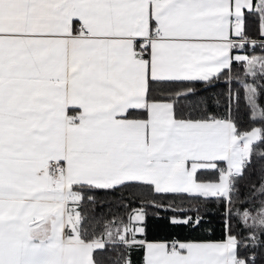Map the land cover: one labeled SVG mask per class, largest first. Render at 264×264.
<instances>
[{
	"label": "snow or ice",
	"instance_id": "6c2138e0",
	"mask_svg": "<svg viewBox=\"0 0 264 264\" xmlns=\"http://www.w3.org/2000/svg\"><path fill=\"white\" fill-rule=\"evenodd\" d=\"M261 81L264 0H0V264H103L110 249L122 264H257L264 178L238 181L254 158L264 177V124L235 114L242 91L264 122ZM98 191L130 211L101 223ZM208 201L223 239L148 238L211 233ZM150 207L173 215L149 224Z\"/></svg>",
	"mask_w": 264,
	"mask_h": 264
},
{
	"label": "trees",
	"instance_id": "16d2710c",
	"mask_svg": "<svg viewBox=\"0 0 264 264\" xmlns=\"http://www.w3.org/2000/svg\"><path fill=\"white\" fill-rule=\"evenodd\" d=\"M250 51V49H249ZM256 53H260V49H256ZM233 75H240L242 76V69L240 68L239 65H234L233 66ZM264 83V81H261ZM190 87H194L198 90L203 89V85L200 83H196L194 85H189ZM225 85L221 84L218 85L215 89H210L209 91L212 92H218L222 91L225 89ZM232 87L239 88L238 84L233 83ZM201 94H205L201 92ZM259 103L262 107H264V90H261V94L259 97ZM236 115V121L238 128L240 130H249L251 127L254 126H262L264 122L262 121H255L253 122L250 119V113L245 107L243 103V92L241 91V103L238 112L235 114ZM261 162L255 161L252 165H250L246 171L245 174L242 178L239 179L238 184L241 188V192L247 191V187L250 186L253 183H257L260 179L264 178L261 176L260 172L258 171V164ZM211 172H201L200 175L204 179H208L210 176ZM209 174V175H208ZM118 191H123V190H118ZM148 190L145 189L144 193L145 196L144 198H148L147 196ZM126 194V193H125ZM95 197L97 198V203L95 205H87V210L91 213V215L95 216L98 218L101 223L107 219H119L121 216L125 215L130 211L129 208L127 207H118L120 204H128V200H121L116 192H105V191H98L94 193ZM139 195V194H138ZM153 198L156 199L157 201H163L165 204H168L169 202H174L176 206H179L180 201L172 196H156L153 194ZM239 203H237L236 207H239ZM132 207L135 208L137 207V204L133 203ZM207 207L211 210L210 213L205 217L206 219L211 220L210 225H206V227L212 228L211 233H204L201 232L199 229L196 232H189L188 229H182V228H175V229H166L164 231H161L157 228H152L150 229L148 233V238L149 239H154V238H160V236L165 235V232L171 233L173 237L177 238H195V239H211V240H221L224 238V233L222 230L221 226V220L222 216L221 213L223 212V205L222 204H217L216 201H208L207 202ZM149 213V224H157V223H162V221H157L156 220V214L158 213L159 216L167 218L173 213L169 211H165L163 209H156V208H148L147 209ZM204 209H201V213L203 214ZM211 213H215V215H212ZM232 232L239 233L241 237L245 236L247 234L246 230L242 228L239 220L236 217L232 218ZM123 250L121 249H110L109 251L103 252V253H98L97 258L98 259H103V264H117L119 261V264H122V260H120L121 253ZM258 252H261L262 254L258 256L257 264H264V250H257ZM241 255H245L246 251L242 247L240 249ZM139 252L133 253V259L138 260L139 259Z\"/></svg>",
	"mask_w": 264,
	"mask_h": 264
},
{
	"label": "crops",
	"instance_id": "0c3cea01",
	"mask_svg": "<svg viewBox=\"0 0 264 264\" xmlns=\"http://www.w3.org/2000/svg\"><path fill=\"white\" fill-rule=\"evenodd\" d=\"M222 166V165H221ZM209 175V174H208ZM217 176V173H215V172H211L210 173V176H209V178L208 179H213V178H215Z\"/></svg>",
	"mask_w": 264,
	"mask_h": 264
},
{
	"label": "built area",
	"instance_id": "2783aa9c",
	"mask_svg": "<svg viewBox=\"0 0 264 264\" xmlns=\"http://www.w3.org/2000/svg\"><path fill=\"white\" fill-rule=\"evenodd\" d=\"M223 166V165H222Z\"/></svg>",
	"mask_w": 264,
	"mask_h": 264
}]
</instances>
